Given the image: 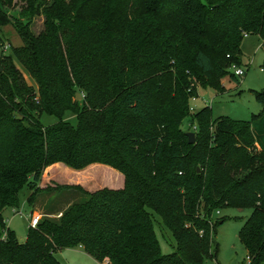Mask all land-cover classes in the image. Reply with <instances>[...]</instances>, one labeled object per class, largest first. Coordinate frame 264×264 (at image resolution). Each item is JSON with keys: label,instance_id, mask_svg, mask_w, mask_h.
Masks as SVG:
<instances>
[{"label": "trees", "instance_id": "1", "mask_svg": "<svg viewBox=\"0 0 264 264\" xmlns=\"http://www.w3.org/2000/svg\"><path fill=\"white\" fill-rule=\"evenodd\" d=\"M19 4L27 23L5 11ZM7 26L22 46L0 55V264H60L55 254L75 248L107 264H205L226 208L251 209L238 238L248 264H264V93H254L263 110L252 122L190 108L195 84L221 94L224 80L239 83L245 36L264 49V0H0L3 51ZM43 115L56 123L43 126ZM56 164L102 165L124 186L54 188L80 199L47 210L19 243L3 212L20 207L25 188L31 208L57 191L39 188ZM152 213L175 239L171 255Z\"/></svg>", "mask_w": 264, "mask_h": 264}, {"label": "rangeland", "instance_id": "2", "mask_svg": "<svg viewBox=\"0 0 264 264\" xmlns=\"http://www.w3.org/2000/svg\"><path fill=\"white\" fill-rule=\"evenodd\" d=\"M20 6L19 4L11 9L6 8L5 11L13 21L14 19H20L22 22L27 23L20 18ZM29 28L34 35H39L43 30V18L38 17L33 19ZM1 36L5 43V48L4 51L0 48V55L1 53L10 55L11 47L18 48L22 46V40L13 26L4 28ZM241 51V68L244 70L245 75L238 78L239 83L228 79L224 80L223 86L226 91L221 94L209 88L202 89L198 84H195L198 95L194 100L190 101L192 113L204 107H209L212 110L214 120L226 117L234 121L242 122H252L254 117L261 114L263 107L256 101L254 93L264 92V49L262 42L257 36H245L241 44ZM21 72L27 83L35 87L34 82L29 78L27 73L22 69ZM64 119L71 126H77L76 118L72 113H66ZM56 121L52 116L43 115L41 117V124L43 126H51ZM190 126L191 120L186 119L182 125V129L187 131ZM71 172L70 174H66L59 170H53L51 173H47V181L44 189L50 188L57 191L40 196L39 206L41 210L43 209L47 212L50 208H55V206L61 207L63 204L65 209L71 201L80 199L79 195L73 194V191H69L68 193L62 191L61 193L58 189H54L59 186H80L88 192H95L104 188L101 183H105L107 188L118 185V179L110 172L104 171L100 175L96 172V169ZM44 175L46 176V174ZM54 175L57 178L53 177ZM93 177L95 180H93ZM89 183L92 185H89ZM29 195L28 189L25 188L20 194V207L16 210L6 209L3 213L6 227L15 233L21 243H25L26 241L30 226L29 220L33 210L27 204ZM44 213L36 211V215H39L41 219L44 218ZM152 215L154 230L161 253L163 255H171L176 249L175 239L172 233L162 225L160 217L153 213ZM250 215V208H226L219 211L218 214L216 213L215 218H223L225 219V223L216 228L215 243L218 245L217 257L216 259L208 260L205 264H248L247 252L238 238V233ZM55 257L60 264H104L88 256L81 248L58 251Z\"/></svg>", "mask_w": 264, "mask_h": 264}, {"label": "crops", "instance_id": "3", "mask_svg": "<svg viewBox=\"0 0 264 264\" xmlns=\"http://www.w3.org/2000/svg\"><path fill=\"white\" fill-rule=\"evenodd\" d=\"M88 169H96V172H97L99 175H100L101 172L104 173V171L112 173V174L115 176V178L118 179V182H117L118 185H117L116 187H114V186H113V187L109 186L108 189L119 190V189H122V188H123V186H124V178H123V176H122L121 174L117 173L116 171H114V170H112V169H110V168H108V167L102 166V165H92V166L88 167L87 170H88ZM53 170H59V171H62L63 173H66V174H70V173H72L71 171H73V170L68 169L67 167H65V166L62 165V164H56V165H53V166L47 168V169L45 170V172H44V174H46V176H45L44 174L42 175V179H41L40 184H39V188H40V189H44V188H45V183H46V181H47V180H46V179H47V173H51V171H53ZM96 172H95V173H96ZM98 174H97V175H98ZM53 177L57 178L56 175H54ZM89 185H92V184L89 183ZM102 185H103L104 188H107V187H106L107 185H105V184H102ZM92 192H93V191H92ZM29 193H30V192H29ZM30 194H31V193H30ZM42 210H43V209H42ZM42 210H41V208H40V206H39V202H38V203L36 204V206L33 208L31 214L37 216V215H36V211H37V212H45L44 215H46V214H47L46 210H43V211H42ZM3 213H4V212H3ZM38 216H39V215H38ZM18 241H19V240H18ZM19 243H21V242L19 241ZM103 263H104V264H107V261H104Z\"/></svg>", "mask_w": 264, "mask_h": 264}, {"label": "built area", "instance_id": "4", "mask_svg": "<svg viewBox=\"0 0 264 264\" xmlns=\"http://www.w3.org/2000/svg\"><path fill=\"white\" fill-rule=\"evenodd\" d=\"M232 71L235 74V76H237L238 78H241L242 76L245 75L244 70L242 68H240V67L239 68L233 67ZM57 217L58 218L61 217V214H59ZM39 219H40L39 216H35V215L31 214V217H30V220H29V224H30L29 227L35 228L37 226L38 222H39ZM247 262L248 263L250 262L249 258H247Z\"/></svg>", "mask_w": 264, "mask_h": 264}, {"label": "water", "instance_id": "5", "mask_svg": "<svg viewBox=\"0 0 264 264\" xmlns=\"http://www.w3.org/2000/svg\"><path fill=\"white\" fill-rule=\"evenodd\" d=\"M77 99H80V95L79 94H77ZM187 137H188V143L189 144H194V142H195V134L191 133V132L187 133Z\"/></svg>", "mask_w": 264, "mask_h": 264}]
</instances>
